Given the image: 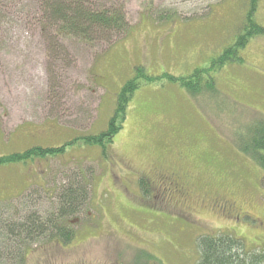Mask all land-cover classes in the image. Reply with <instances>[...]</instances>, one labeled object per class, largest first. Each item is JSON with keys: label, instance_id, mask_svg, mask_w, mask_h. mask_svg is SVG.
I'll list each match as a JSON object with an SVG mask.
<instances>
[{"label": "rangeland", "instance_id": "obj_1", "mask_svg": "<svg viewBox=\"0 0 264 264\" xmlns=\"http://www.w3.org/2000/svg\"><path fill=\"white\" fill-rule=\"evenodd\" d=\"M120 1L129 34L111 46L62 37L69 59L60 50L55 62L34 1L0 0V156L97 134L136 66L162 77L136 91L123 129L105 149L75 141L54 158L0 164V202L31 192L29 209H50L72 183L85 192L72 216L73 241L29 244L24 264H196L198 238L218 233L264 253L257 226L264 221V169L235 143L245 125L264 119V34L241 49V62L215 73L217 94L194 98L163 82L165 72L210 67L243 32L252 0ZM157 9L175 15L159 22L151 14ZM254 18L264 26V0H257ZM170 149L184 158L165 157ZM157 162L186 171L210 197L236 201L257 221L225 216L207 202L195 209L176 203L140 178Z\"/></svg>", "mask_w": 264, "mask_h": 264}, {"label": "trees", "instance_id": "obj_2", "mask_svg": "<svg viewBox=\"0 0 264 264\" xmlns=\"http://www.w3.org/2000/svg\"><path fill=\"white\" fill-rule=\"evenodd\" d=\"M35 11L42 13V22L51 38L49 59L55 62L64 50L69 59L68 49L61 39L77 38L85 43L102 42L112 45L117 39L129 34L132 25L127 18L124 3L120 0H33ZM2 3H0L1 5ZM257 0H252V8L247 16V24L238 39L228 46L219 57L212 60L207 68H197L189 75L175 76L165 72L163 82H176L197 98L204 91L217 94L215 73L232 62L242 61L240 51L249 41L264 34V26L254 18ZM7 11L9 10L6 7ZM159 22L172 18L175 14L157 9L151 13ZM58 56V57H57ZM135 75L129 78L117 94L116 107L108 126L97 134L77 137L66 145L58 147L33 146L21 152L0 156V164L6 162L34 160L56 157L63 154L68 145L81 141L86 145L106 148L112 144L117 132L123 129L128 107L137 90L144 84L162 79L147 72L144 65L135 67ZM147 72V73H146ZM171 74V75H170ZM236 147L264 169V119L245 125L236 134ZM264 184V176L262 180ZM144 186L146 182L142 180ZM78 184L72 183L59 195L51 208L29 209L33 193L28 192L16 200L0 202V264H24L27 248L34 242L50 241L55 244H69L75 237L72 216L83 204L85 192ZM146 189V193H150ZM83 193V194H82ZM37 244L36 251L41 245ZM200 256L196 264H264V253L247 251L240 238L229 233L206 234L198 238ZM157 264H159L157 262Z\"/></svg>", "mask_w": 264, "mask_h": 264}, {"label": "flooded vegetation", "instance_id": "obj_3", "mask_svg": "<svg viewBox=\"0 0 264 264\" xmlns=\"http://www.w3.org/2000/svg\"><path fill=\"white\" fill-rule=\"evenodd\" d=\"M184 152L167 150L165 157H172L173 160H182L184 158ZM146 174V175H145ZM140 175V178L145 181L157 191L160 189V193H164L180 205L185 207H192L195 209L197 201L200 203H208L217 212L228 216L242 220L245 218H254L249 212L245 211L243 207L239 206L236 201L230 200L217 193L214 197L209 196V192L198 188L191 181V176L186 171H180L174 165L164 166L157 162V165L153 166L148 172ZM159 193V194H160ZM259 229L264 231V221L260 222ZM256 226V227H257ZM262 226V227H261Z\"/></svg>", "mask_w": 264, "mask_h": 264}]
</instances>
